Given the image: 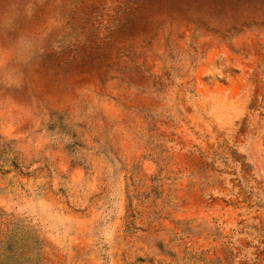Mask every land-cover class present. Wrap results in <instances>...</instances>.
Segmentation results:
<instances>
[{
    "label": "rangeland",
    "instance_id": "1",
    "mask_svg": "<svg viewBox=\"0 0 264 264\" xmlns=\"http://www.w3.org/2000/svg\"><path fill=\"white\" fill-rule=\"evenodd\" d=\"M0 264H264V0H0Z\"/></svg>",
    "mask_w": 264,
    "mask_h": 264
}]
</instances>
